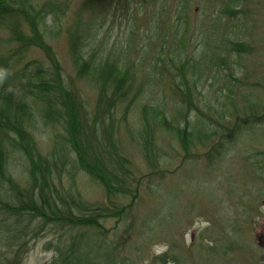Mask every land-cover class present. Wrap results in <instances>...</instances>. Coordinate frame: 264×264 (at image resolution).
Wrapping results in <instances>:
<instances>
[{"label":"rangeland","instance_id":"obj_1","mask_svg":"<svg viewBox=\"0 0 264 264\" xmlns=\"http://www.w3.org/2000/svg\"><path fill=\"white\" fill-rule=\"evenodd\" d=\"M88 1L69 0L68 14L61 16L58 23L49 22L45 38L59 56L64 81L70 82L79 98L87 102L89 114L94 116L105 107L96 105L100 91L93 83L94 77L88 73L78 76L70 57L67 30L78 21H89V29L98 27L97 46L92 48L95 60L106 62L103 58L109 57L115 66L118 63L132 69L137 82L144 86H150L148 80H153L136 102L129 96L110 107V124L101 125L128 159L136 180H140L138 196L128 214L120 219H102L103 235L107 242L119 247L121 264H164L159 258L163 253L168 254V264H174L179 256L185 260L183 264H264V114L249 119L252 122H240L234 137L216 139L215 148L212 143H200L204 132L201 128L207 131L210 126L199 119V113L220 111L226 114L224 122L232 126L247 115V109L260 111L264 101V0H248L234 12L226 10L223 0H189L186 9L180 5L182 0H99L87 7ZM18 25L30 32L25 21ZM173 25L188 31L186 44H180L184 45L182 58L170 65L167 55L174 39ZM205 31L216 47L199 56L208 46L204 45ZM12 34L0 26L1 58L17 47L8 41ZM230 40L250 43L251 52L232 51ZM148 44L155 52L165 49L157 70L151 67ZM23 53V61L15 69L28 71L27 63L32 59L41 60L45 67L50 64L38 46ZM192 56L198 64L201 62L195 73L187 70L185 78L179 67ZM212 56L216 61H210ZM144 61L149 73L142 78L136 66H144ZM166 63L169 67L161 70ZM187 83L198 86L199 92H194L191 101L195 108L181 99L179 85ZM201 96H206L204 102H211V108L201 107ZM160 103L177 127L187 125L192 131L191 149L198 155L185 158L180 137L166 130L160 119L143 121L141 107L152 115L151 105ZM64 132L59 125L42 124L34 129L40 150L48 154L61 152L55 135ZM146 134L151 136L148 142H144ZM11 163L16 180L27 187L28 162L17 153ZM67 174L61 173V179L58 176L60 186L78 189L92 203L130 202V196L108 193L85 170H80L73 180ZM70 231L50 225L37 234L26 235L19 264H49L58 255L60 243H68ZM111 244L102 237L93 240L88 264H109L106 253L113 251Z\"/></svg>","mask_w":264,"mask_h":264},{"label":"trees","instance_id":"obj_2","mask_svg":"<svg viewBox=\"0 0 264 264\" xmlns=\"http://www.w3.org/2000/svg\"><path fill=\"white\" fill-rule=\"evenodd\" d=\"M94 1L99 0H89L85 5L90 7ZM243 2L247 3L248 0H223L228 12H234ZM163 4L167 5L165 1ZM188 4L189 0H182L180 3L183 9H186ZM16 9L22 13V21L33 30L27 33L20 27L17 28L19 31L17 34L12 32L8 41L17 44L13 51L20 54L31 46H38L44 51L50 64L45 67L41 60L32 59L27 63L30 69L26 71L15 69V65L20 62L10 54L8 58L3 57L4 60L0 57L3 60L0 61V264H19L23 253L21 248L26 242L25 236L33 232L37 234L50 225L54 228H70L71 231L68 243L64 245L60 243L61 247H57L58 255L49 264H88L93 255L90 246L93 240L102 237L105 243L111 244L103 235L105 226L102 219L115 216L120 219L128 214L139 192L140 180H136L137 175L129 166L128 159L120 154V150L109 139L106 127L101 126L103 123L110 124L107 115L109 108L130 96L122 91V87H125L122 75L126 71L132 73V69L124 68L118 63H115V66L113 62H109V57L103 58L107 59L106 62L101 59L95 60L92 48L94 44L97 46L96 38L99 31L96 26L89 29L91 25L89 21L88 23L78 21L68 27L69 52L74 68L78 76L88 73L94 77L93 83L100 91L96 105L98 108L105 107V111L100 110L91 116L85 106L87 102L79 98L80 95L70 82L64 81L59 56L53 45L45 38V31L50 27L49 22H52V25L58 23L61 16L68 14L69 0H44L41 3L35 0H0V24L2 25L5 14L7 17ZM85 9V6L82 7L79 16ZM187 31L186 28L180 29L178 26L172 28L174 39L167 55L170 65L176 58H182L184 45L180 44L186 41ZM203 35L204 45L207 43L208 46L203 48L199 56H204L207 51H214L216 47L209 41L208 31L203 32ZM230 43L232 51L249 53L252 50V45L242 40H230ZM147 50V55L151 54L153 58L151 67L154 70L159 69L158 61L162 59L165 49L155 52L148 44ZM191 59L184 61L179 67L185 78L187 70L195 73L201 62L198 64L194 56ZM210 61H216V57L212 56ZM165 67L169 65L164 64L161 70H166ZM107 86L112 87L111 93L108 92ZM178 89L181 99L189 101L190 108H195L191 101L194 92H199L197 84L179 85ZM135 90V94L130 96L134 102L144 91H148L142 83H139ZM200 100L201 107L209 105L211 108V102H204L206 96H201ZM104 101L105 103H102ZM151 106L152 115L141 107L143 121L146 119L149 122L150 118L160 119L166 130L180 137L185 158L198 155L191 149L190 134L193 133L188 126L177 127L165 112V105L160 103L158 106ZM246 112L247 115L232 126L224 122L227 118L224 112L199 113L201 124L206 120L210 126L207 131L201 128L204 132H201L200 143L206 146L212 143L211 146L215 148L216 139L233 138L240 122H252L249 119L260 118V115L264 114V101L260 111H255L251 107ZM42 124L59 125L65 130L64 133L55 135L56 145L62 148L61 152L58 150L55 154H48L40 150L34 129ZM150 137L146 134L144 142H148ZM145 150L149 152L148 149ZM17 153L29 164L27 187L19 184L11 170V161ZM80 170L87 171L99 180L108 193L130 196V202L95 204L84 198L78 189L64 185L61 187L57 182L62 178L61 173L66 176L69 173L73 180ZM111 245H114L113 251L106 253L110 260L109 264H121L119 247ZM237 247L240 245L237 244ZM159 258L161 262L168 264L167 253H163ZM173 262L183 264L185 260L179 256Z\"/></svg>","mask_w":264,"mask_h":264},{"label":"bare ground","instance_id":"obj_3","mask_svg":"<svg viewBox=\"0 0 264 264\" xmlns=\"http://www.w3.org/2000/svg\"><path fill=\"white\" fill-rule=\"evenodd\" d=\"M21 15H22V13L20 11H18L17 9L13 10L9 16L7 15V17L5 14L4 18L2 19V25L0 24L1 27H5L6 29H9L13 33L17 34L19 32L18 29L20 28V26L18 24L22 22ZM30 30H33V29L30 28ZM28 45H32V43H28ZM23 51H25V50H23ZM2 52H4V51H2ZM24 54L25 53L19 54L18 52L13 51V50L10 52V55L13 56L15 59H19L20 63L23 61V58H24L23 55ZM3 56H4V58H8V55L5 53L3 54ZM84 57H85V55H84ZM4 58H2V59L4 60ZM86 58H88V56ZM2 59L0 58V61H3ZM142 63L144 64V66L141 65V63H140L139 65L136 66V69L138 71H140V76L143 78L149 73V69H146L145 61ZM141 71L144 73H141ZM122 77H123V80L125 83V87H122V91H124L125 93H127L130 96L134 95L135 91H136L135 89L139 85V83L137 82V75L135 76L131 72L126 71V72H124ZM148 81L152 85L153 80L150 78ZM151 85L146 86V88L147 89L150 88ZM107 90L109 93H111L113 91L111 86H107Z\"/></svg>","mask_w":264,"mask_h":264}]
</instances>
